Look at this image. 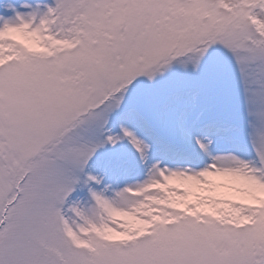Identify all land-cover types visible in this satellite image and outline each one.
Listing matches in <instances>:
<instances>
[{
	"label": "snow or ice",
	"instance_id": "6c2138e0",
	"mask_svg": "<svg viewBox=\"0 0 264 264\" xmlns=\"http://www.w3.org/2000/svg\"><path fill=\"white\" fill-rule=\"evenodd\" d=\"M0 264H264V0H0Z\"/></svg>",
	"mask_w": 264,
	"mask_h": 264
}]
</instances>
